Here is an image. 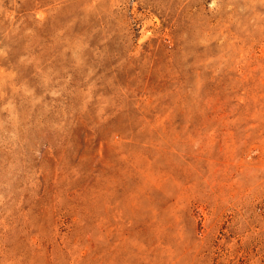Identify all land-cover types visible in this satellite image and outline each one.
Masks as SVG:
<instances>
[{
  "label": "rangeland",
  "instance_id": "rangeland-1",
  "mask_svg": "<svg viewBox=\"0 0 264 264\" xmlns=\"http://www.w3.org/2000/svg\"><path fill=\"white\" fill-rule=\"evenodd\" d=\"M0 264H264V0H0Z\"/></svg>",
  "mask_w": 264,
  "mask_h": 264
}]
</instances>
